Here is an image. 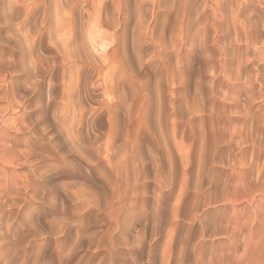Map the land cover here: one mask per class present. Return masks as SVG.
Segmentation results:
<instances>
[{
  "label": "rangeland",
  "instance_id": "obj_1",
  "mask_svg": "<svg viewBox=\"0 0 264 264\" xmlns=\"http://www.w3.org/2000/svg\"><path fill=\"white\" fill-rule=\"evenodd\" d=\"M159 1L128 0L132 23L137 21L143 10L151 24L157 22L155 37L165 43L161 42V46L151 43L141 56L133 40L137 29H129L125 33V40L128 41V56L125 60L131 76L128 108L132 116L134 113V119L132 117V121L125 122L128 120V109H121L117 116H112L114 126L111 130L116 144L129 145H126L128 154L124 155L126 158L119 166L117 160L123 152L110 154L103 146L100 151L95 149L96 153L94 149L91 150V158L97 161L91 171L94 178L105 185L109 199L102 200V207L106 210L100 216L105 223L94 226L90 231L103 236L116 229L112 235L113 239H118L121 234L143 229L149 238L144 251L148 264H197L198 261L208 262L227 252L240 255L244 242H235L233 237L237 234L228 233L233 228L244 226L242 231H247L253 238V256L264 264V140L261 149L258 147L253 150L251 143L241 144L236 136L234 140L230 139L231 132L237 133L244 119L240 117L243 115L239 114L237 106L233 104L236 102L231 98L239 91L228 89L226 83L220 80L217 84L214 79L217 74L214 68H218L219 60L214 44L201 43L199 15L204 11L203 16H210L209 4L203 0H189L187 5L181 6L177 0H161L159 5ZM251 55L249 53L250 60ZM142 84L146 85L144 101L140 95ZM61 90V86L55 88L58 96ZM96 97L94 95L92 98L95 101L83 97L82 114L87 116L88 122L84 119L79 121L78 131L88 133L91 126L96 132L105 133L101 146L109 140V131L99 118L92 121L91 115L86 112L96 105ZM143 105H146L145 108ZM256 107L254 105L252 110H264V106L261 109ZM142 110L145 115H138ZM51 131L57 132V128ZM75 131V122H68V127L63 133H58L56 138L67 137ZM34 147H40L37 141ZM132 147V153L136 154L130 157ZM251 152L261 153V158L258 165L249 167V159L253 155ZM242 154L248 158L246 164L240 163ZM140 161H143L142 165ZM100 172L108 176L111 185L100 177ZM14 193L15 188L12 186L6 195L8 204ZM133 199L137 205H143V211L135 227L127 229L124 223L125 205ZM3 210L6 223L7 205ZM154 229L157 231L153 240ZM200 237L203 238L196 244L195 239ZM186 242L192 246L186 247ZM122 253L136 254L135 250L118 249L114 255ZM104 255L103 249L95 253L81 251L73 260L75 264V260L81 256L85 259L91 257L98 264Z\"/></svg>",
  "mask_w": 264,
  "mask_h": 264
},
{
  "label": "bare ground",
  "instance_id": "obj_2",
  "mask_svg": "<svg viewBox=\"0 0 264 264\" xmlns=\"http://www.w3.org/2000/svg\"><path fill=\"white\" fill-rule=\"evenodd\" d=\"M188 1L177 0L181 6L187 5ZM203 1L209 4L211 13L210 16H203L202 10L199 15L202 40L212 42L217 51L215 54L219 56L218 68H214L217 72L214 79L217 82L214 79L213 81L218 84L220 80L221 83H226L228 89L235 88L234 90L239 91V94L232 95L231 98L236 102L233 104L237 106V111L243 115L240 117L244 120L237 133H230V139L234 140L236 136L241 144L251 143L253 150L258 147L261 149L264 140V119L261 118L264 112L261 111L264 110L252 109L254 105L258 109L264 106V0ZM160 2L161 0L159 5ZM146 14L143 10L140 11L137 21L132 23L128 0H0V133L4 131L6 117L10 123L14 122L20 127L21 123L30 124L37 116L43 115L44 120L33 129L37 131L43 123L51 121L53 114L61 106L69 113L67 123L74 124L77 112L75 101L79 99L82 106L83 97L90 100L97 95L96 105L86 112L91 115L92 121L99 118L100 122L104 123L110 138L96 151H100L103 146L105 151L113 154L112 149L118 148L119 145L112 137V116H117L121 109H128V120L125 122L132 121L134 116L128 108L131 76L126 62L128 41L125 40V33L129 29H137L133 40L138 45L141 56L149 49L151 43L161 46L162 42L155 37L157 22L154 21L152 25ZM96 50L99 52H95ZM154 50L156 51L155 48ZM159 51H162L161 48ZM249 53L252 54L251 60ZM31 63L35 64V69L27 67L25 70L26 65ZM37 78L40 80L37 90L29 95L30 89L27 86ZM57 86L62 89L59 96L55 92ZM145 87V84L140 86L142 101L146 98ZM49 96L55 99L49 102ZM41 102L48 104L43 113L36 108V104ZM145 106L143 105V108ZM93 109L95 111H92ZM142 114L145 115L144 110L138 115ZM83 119L87 121V116L80 112L79 121ZM100 122L99 124H102ZM9 135L12 138L8 143L23 150L24 132L15 133L9 129ZM2 140L0 136V149ZM28 143L34 147L35 140H29ZM124 145V151L128 153L129 145ZM132 149L134 148L130 149V157L136 154L132 153ZM93 151L95 152V149ZM119 152L121 151L117 153ZM252 152L251 154L254 153ZM258 154L256 152L250 156L249 167L258 165L261 153ZM244 155L247 156L246 153ZM239 160L240 163L246 164L248 158L243 156ZM120 164L122 163H119V166ZM4 167L10 168L11 164L4 165L0 156V168ZM262 167L264 168V163ZM12 186L10 183L5 193L6 198ZM0 212H3L4 217L3 208H0ZM244 234L248 241L244 242L240 255L227 252L209 259L208 262L198 261L197 264H221V261L223 264H232L234 257L240 258L239 264H263L253 256L255 254L252 235L247 231Z\"/></svg>",
  "mask_w": 264,
  "mask_h": 264
},
{
  "label": "clouds",
  "instance_id": "obj_3",
  "mask_svg": "<svg viewBox=\"0 0 264 264\" xmlns=\"http://www.w3.org/2000/svg\"><path fill=\"white\" fill-rule=\"evenodd\" d=\"M201 43L203 44V40ZM27 67L34 70L35 64L26 65L25 70ZM39 83L37 78L28 84L29 95L36 92ZM53 99L55 98L49 96L48 101ZM47 107V103L36 104V108L42 113ZM74 107L77 109V131L60 139L56 138L57 134L63 133L68 127L69 113L63 106L57 109L51 121L43 123L37 131L33 129L44 120L43 115L37 116L30 124L21 123L20 127L5 118L4 131L0 133L3 138L0 156L4 165L11 164V167L0 168V208L6 205L8 207L6 223L3 212H0V264H74L73 257L77 253H95L101 249L105 255L98 264H148L144 251L149 244V238L143 229L121 234L118 239H113L112 235L116 229L103 236L90 231L94 226L105 223L100 216L106 210L102 207V200L109 199L105 185L94 178L91 171L97 163L96 159L91 158V150L99 148L106 134L96 132L91 126L88 133H80L79 114L83 108L79 99L75 101ZM52 128H57V132H52ZM9 129L15 133L24 132L23 150L8 143L12 138ZM29 140L37 141L40 147H31ZM124 150V144L112 149L113 154L123 152L119 156L118 164L124 160V155L128 154ZM140 164L142 165L143 161H140ZM99 175L104 181H108L109 185L112 184L103 172ZM10 183L14 186L15 193L8 204L5 193ZM125 208V227L132 229L140 219L143 205H137L133 199ZM243 227L233 228L228 233L237 234L233 237L237 243L248 241L242 231ZM156 231H153V240ZM202 238L195 239V243L199 244ZM188 246L192 245L186 242V247ZM118 249L135 250L136 254L122 253L116 256L114 254ZM239 259L234 257L232 264H239ZM75 264L97 262L91 257L85 259L81 256L75 260Z\"/></svg>",
  "mask_w": 264,
  "mask_h": 264
}]
</instances>
